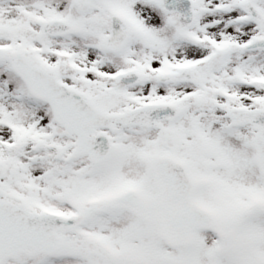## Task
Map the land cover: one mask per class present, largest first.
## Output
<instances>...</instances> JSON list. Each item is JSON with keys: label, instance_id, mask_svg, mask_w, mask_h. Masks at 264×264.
<instances>
[{"label": "snow or ice", "instance_id": "snow-or-ice-1", "mask_svg": "<svg viewBox=\"0 0 264 264\" xmlns=\"http://www.w3.org/2000/svg\"><path fill=\"white\" fill-rule=\"evenodd\" d=\"M0 264H264V0H0Z\"/></svg>", "mask_w": 264, "mask_h": 264}]
</instances>
